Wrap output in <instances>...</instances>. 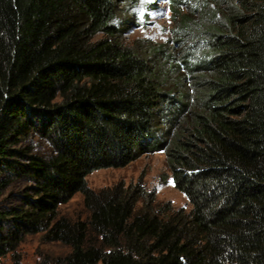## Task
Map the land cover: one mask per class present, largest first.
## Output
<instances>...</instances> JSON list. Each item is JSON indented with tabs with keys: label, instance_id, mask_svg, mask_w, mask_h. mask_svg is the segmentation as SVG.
<instances>
[{
	"label": "trees",
	"instance_id": "trees-1",
	"mask_svg": "<svg viewBox=\"0 0 264 264\" xmlns=\"http://www.w3.org/2000/svg\"><path fill=\"white\" fill-rule=\"evenodd\" d=\"M172 1L179 41L206 45L182 59L192 100L164 46L124 42L123 0H0V195L27 184L0 200V264L39 233L57 264H264V0ZM153 152L189 210L138 209L141 180L89 187ZM78 193L89 217L61 216Z\"/></svg>",
	"mask_w": 264,
	"mask_h": 264
},
{
	"label": "rangeland",
	"instance_id": "rangeland-1",
	"mask_svg": "<svg viewBox=\"0 0 264 264\" xmlns=\"http://www.w3.org/2000/svg\"><path fill=\"white\" fill-rule=\"evenodd\" d=\"M186 11L187 7H183L182 12ZM120 15L122 17L119 21L126 23L121 24L124 42L139 45L141 48H146L148 45L164 46L162 64H166L168 82L192 100L194 93L190 87L188 67L182 63V59L188 50L194 51L195 57L198 58L205 51L206 45L202 43L200 46H192L189 42L179 41L180 35L175 31L173 1L123 0ZM170 64L175 66L171 68ZM189 105L192 109L198 108L196 101H191ZM34 147L40 155L48 156L52 152L50 146L39 138L34 139ZM140 180L147 196L138 203V209H142L152 196L155 198L153 211L165 204H169L174 209L191 208L187 197L175 187L164 152L140 156L124 168L95 171L87 178L89 187L97 191L119 182L136 185ZM26 186L27 184L24 183L15 184L0 195V200L6 205L17 204L19 202L17 194ZM59 213L71 220H86L89 217L84 197L80 193L61 205ZM69 251L67 246L60 243L47 242L44 234L39 233L26 236L18 248L4 257L2 262L3 264H57V260L63 258Z\"/></svg>",
	"mask_w": 264,
	"mask_h": 264
}]
</instances>
